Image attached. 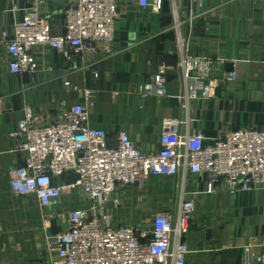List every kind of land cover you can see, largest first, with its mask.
<instances>
[{
  "label": "crops",
  "instance_id": "obj_1",
  "mask_svg": "<svg viewBox=\"0 0 264 264\" xmlns=\"http://www.w3.org/2000/svg\"><path fill=\"white\" fill-rule=\"evenodd\" d=\"M28 1L0 0V264H59L50 244L66 230L71 212L90 206L79 190L66 191L47 208L35 196L12 192L8 170L22 160L12 152L11 134L25 108L52 113L82 104L89 128L103 130L110 145L125 133L144 153L158 150L164 118L181 120L182 132L202 134L205 145L229 131H264V0H204L201 9L196 0H162L158 12L141 8L138 0H116L111 56L98 55L88 69L75 71L59 52L36 46L35 75L10 72L6 53ZM44 1L43 15L59 33L66 1ZM178 35L189 56L212 65L215 90L207 100L183 98ZM162 66L168 69L167 94L144 97L140 89ZM230 73L236 80H226ZM73 179L66 175L60 182ZM207 182L205 174L184 170L176 177L150 176L117 188L104 211L113 228H144L191 200L187 264H258L264 254V189L217 187L208 193Z\"/></svg>",
  "mask_w": 264,
  "mask_h": 264
},
{
  "label": "built area",
  "instance_id": "obj_2",
  "mask_svg": "<svg viewBox=\"0 0 264 264\" xmlns=\"http://www.w3.org/2000/svg\"><path fill=\"white\" fill-rule=\"evenodd\" d=\"M15 0H11L13 2ZM63 24L54 33L43 15L44 0H29L24 17L13 26L6 47L8 69L35 75L39 65L32 50L46 46L59 52L77 71L88 69L98 55L111 56L116 0H65ZM204 0H196L203 7ZM143 9L158 12L162 0H138ZM179 30V22L175 21ZM179 70L184 99L207 100L214 94L210 62L188 55L183 38L177 36ZM84 66L81 65V61ZM167 68L158 72L140 89L144 97L163 98L168 91ZM228 81L236 80L230 73ZM69 83L66 82L65 86ZM183 122L164 118L158 150L144 153L127 134L118 144L108 143L103 130L89 128L82 104L57 112L25 108L16 130L12 150L20 165L9 167L10 187L17 196H35L42 208L68 190H79L90 203L88 212L69 214L64 232L54 237L59 264H187L190 249L186 234L195 210L193 201L180 205L177 214H159L147 227L113 228L105 204L119 187L140 184L150 176L176 177L181 170L207 176V192L225 188L231 192L264 189V131L240 129L220 135L205 145L200 133L182 132ZM72 175L68 185L60 180ZM119 205V201H114ZM264 264V254L258 256Z\"/></svg>",
  "mask_w": 264,
  "mask_h": 264
}]
</instances>
